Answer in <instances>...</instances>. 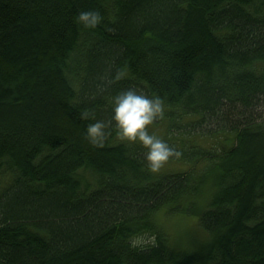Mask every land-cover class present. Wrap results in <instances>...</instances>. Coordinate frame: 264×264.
Here are the masks:
<instances>
[{"label":"trees","instance_id":"16d2710c","mask_svg":"<svg viewBox=\"0 0 264 264\" xmlns=\"http://www.w3.org/2000/svg\"><path fill=\"white\" fill-rule=\"evenodd\" d=\"M132 86L180 153L155 173L86 135ZM0 264H264V0H0Z\"/></svg>","mask_w":264,"mask_h":264},{"label":"clouds","instance_id":"9594fccd","mask_svg":"<svg viewBox=\"0 0 264 264\" xmlns=\"http://www.w3.org/2000/svg\"><path fill=\"white\" fill-rule=\"evenodd\" d=\"M79 20L85 26L94 27L102 21L101 14L96 10H83ZM119 78V76L117 77ZM112 117L109 121L93 119L87 124L86 135L93 143L102 145L111 129L126 142H139L147 149L146 160L152 172H158L163 163L179 151L169 142L149 130V126L164 114L163 98L159 95L150 96L132 86L121 89L109 99ZM82 119H88V113H81Z\"/></svg>","mask_w":264,"mask_h":264},{"label":"rangeland","instance_id":"374dc122","mask_svg":"<svg viewBox=\"0 0 264 264\" xmlns=\"http://www.w3.org/2000/svg\"><path fill=\"white\" fill-rule=\"evenodd\" d=\"M157 220L159 226L169 235L172 243L176 245L178 243L186 244V240L192 237L191 231L195 225L192 219H169L167 216L159 215ZM196 238L200 240L203 236L197 233ZM131 241L134 246L147 249L155 244L156 235L153 232H148L133 238ZM194 243L196 242L189 241L187 245L192 246Z\"/></svg>","mask_w":264,"mask_h":264}]
</instances>
